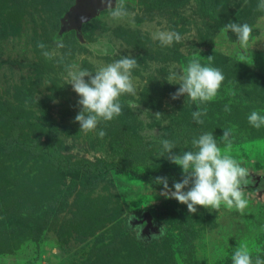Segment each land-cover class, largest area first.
<instances>
[{"label": "rangeland", "instance_id": "374dc122", "mask_svg": "<svg viewBox=\"0 0 264 264\" xmlns=\"http://www.w3.org/2000/svg\"><path fill=\"white\" fill-rule=\"evenodd\" d=\"M73 3L0 0V264H232L241 243L253 259L264 258V127L248 121L254 110L264 114L259 0H126L128 18L112 20L100 9L80 22L79 37L62 22ZM230 22L253 26L246 47L221 32ZM158 30L183 40L162 47L153 39ZM57 39L65 47L43 56L37 43L52 51ZM101 43L108 55L93 50ZM128 54L139 64L137 94L121 97L120 116L79 131V96L65 84V64L95 71ZM208 56L225 76L217 96L204 104L172 99L179 84L167 75L192 58L207 64ZM203 108L198 124L192 113ZM225 129H232L230 146L220 139ZM205 132L250 171L243 214L223 204L190 213L151 180L182 176L159 156L162 139L179 154ZM105 163L112 167L103 170Z\"/></svg>", "mask_w": 264, "mask_h": 264}, {"label": "clouds", "instance_id": "9594fccd", "mask_svg": "<svg viewBox=\"0 0 264 264\" xmlns=\"http://www.w3.org/2000/svg\"><path fill=\"white\" fill-rule=\"evenodd\" d=\"M101 2L109 9L112 20L119 21L130 16L126 0H115V6L113 0ZM257 10L264 11V0H259ZM81 20L84 22L85 18L82 17ZM229 31L236 34L241 46L246 47L252 36L253 26L248 23L230 22L221 27L223 34L226 35ZM153 39L158 40L162 47H170L174 42L180 43L183 37L175 30H158L153 34ZM55 44L56 48L52 51L47 50V45L43 42H38L37 47L42 50L43 56L52 59L56 55V50L65 47L62 39H57ZM93 50H99L102 55L109 54L103 43L96 45ZM207 60V64H202L199 59L192 58L181 73L172 71L167 75L169 83L178 81L173 84H179L177 91L172 94V99L186 95L191 101L204 104L217 96L225 76L220 68L212 66L213 56H208ZM138 67L137 59L131 54L122 55L121 58L102 65L95 71L82 68L75 62L65 64V84H70L79 96L80 110L75 116V121L80 125L79 131L94 132L101 121H111L122 114L121 97L137 94L132 71ZM128 104L130 107L133 106L132 101ZM230 110V107L225 105L224 111ZM206 114V108L198 109L193 111L192 117L196 123L203 124L202 117ZM154 115L157 119L161 117L159 112ZM248 121L253 127L260 129L264 127V114L254 110L248 116ZM97 135L103 138L107 133L101 129ZM233 138L232 129H225L220 137L228 146L231 145ZM160 143L162 151L159 156L166 157L182 169V179L174 181L171 187L168 177L155 178V183L163 185L162 195L187 205L190 213H196L197 206L218 211L222 204L230 210L235 209L241 214L244 213L249 204L245 189L250 183V171L226 151L222 153L213 132L200 134L198 138L192 140L194 150L179 154L173 151L176 148L173 141L162 139ZM231 261L232 264H264V258L260 255L253 259L246 243L235 247Z\"/></svg>", "mask_w": 264, "mask_h": 264}, {"label": "water", "instance_id": "95a60500", "mask_svg": "<svg viewBox=\"0 0 264 264\" xmlns=\"http://www.w3.org/2000/svg\"><path fill=\"white\" fill-rule=\"evenodd\" d=\"M115 0H113L114 4ZM107 8L101 0H74V3L66 11L62 22L65 27L71 28L79 37V25L85 19L96 14L100 9Z\"/></svg>", "mask_w": 264, "mask_h": 264}, {"label": "trees", "instance_id": "16d2710c", "mask_svg": "<svg viewBox=\"0 0 264 264\" xmlns=\"http://www.w3.org/2000/svg\"><path fill=\"white\" fill-rule=\"evenodd\" d=\"M111 167H112V164L105 163L102 169H103V170H106V169H109V168H111ZM68 168H69V166H68ZM97 173H98V174H101L102 172H101V171H97ZM181 179H182V176H173V177H171V178H168L169 186L171 187L174 181H180ZM151 180L153 181V183H155V178H154V177H152ZM155 184H156L158 187H162V188H163V185H161V184H157V183H155ZM160 208H161V209L158 210L159 212L162 211V208H163V209H167V204H166V203L162 204V206H161ZM149 213H150V215H151V212H149ZM151 216H152V215H151Z\"/></svg>", "mask_w": 264, "mask_h": 264}]
</instances>
